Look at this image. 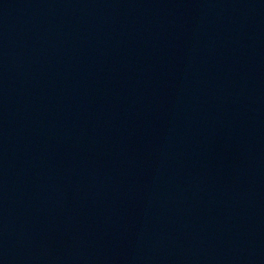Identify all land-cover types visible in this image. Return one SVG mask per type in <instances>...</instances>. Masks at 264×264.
<instances>
[{
  "label": "water",
  "instance_id": "1",
  "mask_svg": "<svg viewBox=\"0 0 264 264\" xmlns=\"http://www.w3.org/2000/svg\"><path fill=\"white\" fill-rule=\"evenodd\" d=\"M0 264H264V0H0Z\"/></svg>",
  "mask_w": 264,
  "mask_h": 264
}]
</instances>
